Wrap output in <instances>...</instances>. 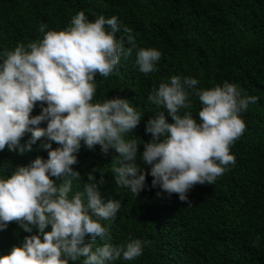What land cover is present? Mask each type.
Here are the masks:
<instances>
[{"label": "clouds", "instance_id": "clouds-1", "mask_svg": "<svg viewBox=\"0 0 264 264\" xmlns=\"http://www.w3.org/2000/svg\"><path fill=\"white\" fill-rule=\"evenodd\" d=\"M47 27L44 23L39 27L42 39L0 51V150L7 147L23 154L41 137L47 138L41 147L48 150L47 158L37 156L10 175H0V230L15 220L32 233L0 254V264H69L81 257L82 264H109L121 257L135 259L146 242L132 238L113 244L109 226L103 223L115 221L121 208L119 199L105 201L102 196L103 175L97 181L96 169L88 172L83 191L69 196L73 178L81 177L72 166L82 145L90 150L99 145L104 154L115 149L119 154L114 157L118 166L112 167L115 181L136 195L148 186L146 177L151 175V187L188 201L196 184H213L229 164H235L230 146L246 128L240 114L259 98L242 95L239 86L227 80L199 88L196 77L172 75L154 85L147 99L167 111H157L146 122L151 139L143 140L140 159L150 165L145 170L137 162L141 144L126 139L141 122L143 111L119 96L94 102L96 76L110 75L133 50L139 70L148 74L156 70L162 52L138 47L127 26L126 41L117 36L122 27L117 15L90 20L80 10L67 27L45 31ZM193 93L201 103L198 118L191 110ZM37 102L41 111L32 115ZM44 121L46 127L39 126ZM28 133L31 136L22 143ZM97 238L105 242L94 248Z\"/></svg>", "mask_w": 264, "mask_h": 264}, {"label": "trees", "instance_id": "trees-1", "mask_svg": "<svg viewBox=\"0 0 264 264\" xmlns=\"http://www.w3.org/2000/svg\"><path fill=\"white\" fill-rule=\"evenodd\" d=\"M80 10L90 20L117 15L122 24L117 36L126 41L123 26H127L138 47L162 52L156 70L148 74L139 70L133 50L110 75L96 76L94 102L119 96L143 111L141 122L126 139L135 138L141 144L137 162L145 170L150 165L140 159L143 140L151 139L145 132L146 122L157 111H167L147 99L154 85L158 87L172 75L196 77L199 88L227 80L236 83L242 95L259 98L240 114L246 128L230 146L235 164H229L213 184H196L188 201H181L176 193L169 196L159 186L151 187V175L146 177L148 186L136 195L115 181L112 167L118 166L114 157L119 155L115 149L104 154L99 145L91 150L82 145L78 162L72 166L81 177L73 178L69 196L83 191L88 172L96 169L97 181L101 175L104 178L105 201H121L115 221H103L109 226L111 242L119 245L132 238L146 242L142 255L109 264H264V0H0V51L12 50L18 42L27 45L42 39V23L48 26L45 31L67 27ZM190 98L198 118L201 103L195 93ZM39 105L32 115L40 113ZM46 123L39 126L46 127ZM30 136L26 134L22 143ZM46 140L41 137L23 154L7 147L0 150V175H10L37 156L47 158L48 150L41 147ZM31 234L15 220L8 222L0 230V254ZM104 242L97 238L93 247ZM82 261L83 257L69 264Z\"/></svg>", "mask_w": 264, "mask_h": 264}]
</instances>
